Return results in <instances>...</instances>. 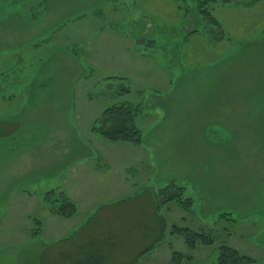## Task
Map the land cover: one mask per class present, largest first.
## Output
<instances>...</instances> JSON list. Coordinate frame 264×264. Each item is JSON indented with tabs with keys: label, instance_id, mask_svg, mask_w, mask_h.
Masks as SVG:
<instances>
[{
	"label": "rangeland",
	"instance_id": "1",
	"mask_svg": "<svg viewBox=\"0 0 264 264\" xmlns=\"http://www.w3.org/2000/svg\"><path fill=\"white\" fill-rule=\"evenodd\" d=\"M134 1L130 9L144 10ZM91 2L0 0V264H172V251L190 256L180 264H211L221 243L264 264V10L249 34L226 38L197 14L195 0H181L184 28H159L156 17L153 31L132 27L139 62L126 67L76 45L79 32L96 29L94 11L105 31L116 23L111 3L89 10ZM219 6L216 14L228 17L232 7ZM20 15L44 16L32 27ZM200 28L216 43L213 61L180 57L182 35ZM37 35L45 37L37 50L24 48ZM123 101L138 106L140 144L90 131L101 110ZM80 164L103 185V206H80L71 219L51 214L44 193L72 187ZM118 180L123 190L112 191ZM172 181L192 204H162L163 240L137 259L159 236L154 192ZM174 223L214 243L192 249L170 234Z\"/></svg>",
	"mask_w": 264,
	"mask_h": 264
},
{
	"label": "crops",
	"instance_id": "2",
	"mask_svg": "<svg viewBox=\"0 0 264 264\" xmlns=\"http://www.w3.org/2000/svg\"><path fill=\"white\" fill-rule=\"evenodd\" d=\"M85 1H87V4L89 1H92L91 6H87L89 10H92L93 9L92 6H95L96 3H103V2L111 3V5L108 7L110 11L108 12L107 17L112 18L116 23H111L112 28H110V30L108 31H105L106 29L99 25L100 20H98L95 11L94 12L92 11L93 12L92 19L95 22L94 24L96 25V29H94L93 32L90 31L92 36L87 35V32H85L86 29L85 31L82 30V32H79L80 37L79 39H76L75 42L78 43L76 45H79L81 52H84L86 50L87 51L100 50V52H103V53H99L101 54L100 55L101 59L108 60L111 58L117 64L124 63L126 67H127V63L133 65V62L134 63L139 62L138 52L134 53V51L132 50V45L135 43V40H137L136 38H134L135 34H132L134 31L132 30V27H136V29H139L140 32H143V30L146 31L152 29L154 17L159 19V21L157 22L158 27L162 29L163 28L177 29L178 25L184 28L183 22L186 23L185 18L187 17V15L184 14L183 9L178 5V2H181V0H137L138 2H141L139 4L144 6L143 7L144 10H140V8L137 6L138 7L137 11L132 10L130 9V7H128V5L129 6L131 5V2H135L134 0H80L81 3H84ZM210 3H211L210 11L212 12L213 15H215L220 26H222L223 29L222 33L223 36L226 38H229L228 36H234L235 33L242 34V36H246L247 34H249L252 30L255 29V25L257 24L259 18H262L260 14L264 10V0H212ZM219 3H221V6L227 5L232 7L231 9L228 10V14H229L228 17L222 18L221 15L216 14V8L220 7ZM236 13L239 16L238 24L233 18ZM231 15L233 17H231ZM43 16L44 15L40 16L38 20L36 19L35 21H31L30 19L25 20L24 17L21 15L19 19L27 24L32 23V27H33L35 26V23L37 22L40 23V21L43 20ZM84 17L85 16L81 18ZM142 21L145 22L144 23L145 25H143L142 27L136 26L137 23H140ZM121 22L124 23V25L116 26ZM57 23H55V25H57ZM109 33H111L112 36ZM44 39L45 37H42L41 35H37L34 37L28 36L26 37V40L28 42L24 44L25 46L24 48L35 51L37 50V48L40 46V43ZM180 39H181L180 43L181 42L185 43L190 41V46L188 49L190 51L188 53L182 50V43L179 44L180 47L179 50L181 52L180 57L187 59L188 57H192L195 54H198L200 56L206 55V57H210L211 59L205 58V61L207 62L213 61L212 59L215 54L214 46H216V43L215 41L210 40V37L208 36L206 30L201 28L193 29L191 33L183 34ZM147 42L151 44L154 42V40L148 39ZM62 53L63 54L71 53V51L68 52V50H63ZM66 55L71 58L69 54ZM142 62L144 61L142 60ZM117 73L121 75L123 73V70L118 71ZM20 96L22 97L21 98L22 103H25L27 98L24 92H22ZM9 99H14V97L11 94H9ZM78 113L79 112H77L75 120L73 119L75 123L78 122V118H79ZM93 120H91V122ZM108 165L106 164L105 166ZM89 170L91 169L88 164L87 165L80 164V166H78L77 168V173L73 175L74 177L73 181L75 180L77 182H74V184L70 188H69L70 186L69 184L63 185L61 187L64 193H66L67 196L74 202V204H76L77 210L75 214H77V212H79L81 208H83L84 210V208L90 209V207H93V205L99 207L103 206V204H98L100 203V201L98 200L99 199L98 194L102 192L100 187H103V185L101 184L100 180H96L93 174L91 175ZM88 178L89 179L92 178V182H86L85 179ZM122 181H125V179H123ZM118 188L123 190V187L119 185V180L115 183V185L112 186V191H116L118 190ZM20 198H18V200H24L26 198V195L24 196L21 195ZM78 202H80V204H78ZM80 206L82 207L80 208ZM75 214H73L71 217H73ZM102 216L105 215L103 214ZM67 219H71V218H67ZM35 220L33 221V225H36ZM39 220L41 221L40 228L42 231L44 229L43 221L41 219ZM235 248L237 250L240 249L239 247H235Z\"/></svg>",
	"mask_w": 264,
	"mask_h": 264
},
{
	"label": "trees",
	"instance_id": "3",
	"mask_svg": "<svg viewBox=\"0 0 264 264\" xmlns=\"http://www.w3.org/2000/svg\"><path fill=\"white\" fill-rule=\"evenodd\" d=\"M211 1L212 0H195V8L197 10V14L202 15L206 19L207 23L214 26L218 31V35L222 37V26H220L215 15H213L210 11ZM178 5L182 9L187 8L181 2H178ZM191 32L192 31H189V33ZM138 113L139 110L137 105L133 106L125 101L112 104L101 110V114L91 122L90 131L93 134L100 136L101 139L103 138L109 142H127L134 145L140 144L143 134L136 121ZM183 191V186L174 181L166 183L161 186V188H158V190H155L153 197V201H155V204L153 203V212L157 223H159V236L155 238V240L152 241L146 249L141 251V253H138L137 259L145 252L152 250L155 245H158L163 240L166 223L163 215L161 216V214H159V208L162 204L175 201L184 210L191 206L192 199L189 196L187 197L183 195ZM43 201L48 206V209L52 214L63 218H71L77 210L76 204H74V202L61 188H50L47 190V192L44 193ZM35 224V232H37V230L41 231V221L36 219ZM169 229L170 234L180 235L185 245L187 244L192 249L197 248L199 245L209 246L214 243V238L210 233L208 234L199 230L196 231L188 226H180L174 223L169 226ZM183 258L187 259L190 258V256L187 255L186 257L177 251H172V264H180L179 262ZM254 262V258L250 255L242 254L235 247L226 243H221V245L218 246L217 258L215 262L211 264H253Z\"/></svg>",
	"mask_w": 264,
	"mask_h": 264
}]
</instances>
